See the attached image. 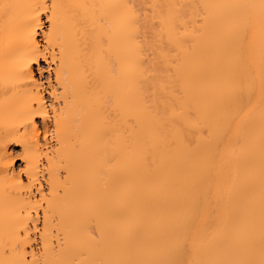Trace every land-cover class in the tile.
Instances as JSON below:
<instances>
[{
    "label": "bare ground",
    "instance_id": "bare-ground-1",
    "mask_svg": "<svg viewBox=\"0 0 264 264\" xmlns=\"http://www.w3.org/2000/svg\"><path fill=\"white\" fill-rule=\"evenodd\" d=\"M0 264H264V0H0Z\"/></svg>",
    "mask_w": 264,
    "mask_h": 264
},
{
    "label": "rangeland",
    "instance_id": "rangeland-1",
    "mask_svg": "<svg viewBox=\"0 0 264 264\" xmlns=\"http://www.w3.org/2000/svg\"><path fill=\"white\" fill-rule=\"evenodd\" d=\"M42 21H43V30H48L49 27V22L47 21V17L45 16V14H43L42 17ZM41 32V31H40ZM41 34V33H40ZM39 39L41 43H44V40L42 38V34L39 35ZM56 63L51 60L50 58L48 59H43L40 60L37 64H34V74L35 77L37 79V81H40V84L42 85L43 93L45 94V99L48 103V108H49V117L48 118H42V117H38L35 119V122L39 128V141L40 143H42L44 146L48 147L47 149L49 150H53L57 147V140H56V136L54 133V127L52 125V103H54L55 107L59 106V100L57 101L55 98H53L52 93H51V85L56 84L55 81V73H54V67H55ZM57 87V93L61 92V87L58 85H54ZM46 137V138H45ZM46 139V140H45ZM16 143V144H15ZM46 144V145H45ZM22 145L18 144L17 142H9L7 145V153L10 154L9 159L11 158V161L9 163L10 168H12V170H14V172L16 173H20L21 177L23 179V182L26 183L27 179V175L24 172L25 171V162L23 160L22 157ZM45 147V148H46ZM40 169L41 172L39 174V180L38 183L39 185L41 184L42 189L44 190V192H48V184H47V162L46 160L42 159L41 163H40ZM38 183L36 182L35 186L32 187V192L34 194L35 191V195H38V191H37V186ZM37 185V186H36ZM36 187V188H35ZM34 189V190H33ZM43 201L41 203V206L38 207L37 209V213H38V220L36 221V227L38 228H34V226H32L33 230L31 229V242L29 243V246H27L28 248L30 247V245H32V247L35 248L36 251H38V253H40V248H41V240H40V231L42 230V218H43V213H42V207H43ZM36 210H34L35 212ZM33 212V213H34ZM40 247V248H39Z\"/></svg>",
    "mask_w": 264,
    "mask_h": 264
}]
</instances>
